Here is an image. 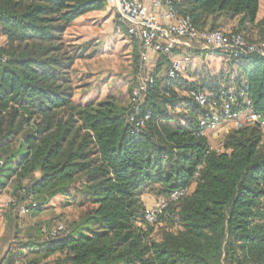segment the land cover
Wrapping results in <instances>:
<instances>
[{
  "label": "trees",
  "instance_id": "trees-1",
  "mask_svg": "<svg viewBox=\"0 0 264 264\" xmlns=\"http://www.w3.org/2000/svg\"><path fill=\"white\" fill-rule=\"evenodd\" d=\"M260 1L173 5L200 30L236 20L232 32L264 44ZM106 2L0 0V191L13 183L10 204L20 214H39L71 189L89 205L68 233L50 235L59 223L28 231L1 264H264V124L233 128L224 149L211 150L198 130L203 108L191 96L232 84L239 109L247 97L264 121V56L227 59L237 64L234 79L204 71L191 81L156 77L141 105L140 117L151 116L137 129L130 102L74 99V65L84 49L65 33ZM254 29L260 43L245 34ZM160 57L158 68L169 64ZM180 189L185 195L155 224L145 222L143 195L158 200Z\"/></svg>",
  "mask_w": 264,
  "mask_h": 264
},
{
  "label": "rangeland",
  "instance_id": "rangeland-1",
  "mask_svg": "<svg viewBox=\"0 0 264 264\" xmlns=\"http://www.w3.org/2000/svg\"><path fill=\"white\" fill-rule=\"evenodd\" d=\"M263 15L264 0H261L258 19ZM119 23L117 12L106 7L104 11L86 14L66 31V40L82 45L84 49V56L74 65L76 101L85 103L93 99L115 96L120 102L128 105L131 89L145 72H150L148 68L152 63H142L141 58L137 57L141 51L139 40L129 35L126 25ZM235 24L236 20H229L222 30L232 31ZM245 34L250 41L261 42L257 29ZM3 45L4 39L0 37V47ZM191 59L189 66L184 67L186 75L204 71L211 75L224 73L226 78H235L237 64L218 55L216 51L193 54ZM192 78L195 79V75ZM234 127L233 122H227L224 126L229 130ZM222 133L219 134L220 137ZM69 193V196L59 195L52 199L39 214H20L17 208L10 204L14 194L13 183L0 191V264L8 250L17 247L26 239L27 232L37 226L51 227L62 223L66 228L65 233L71 230L72 224L80 220L89 205L75 189H71ZM156 200L147 201L146 206L153 205ZM10 211L11 215L8 217ZM164 226L165 222L162 221L154 225L155 238H159L160 229ZM58 257L59 255H54L47 261L55 262Z\"/></svg>",
  "mask_w": 264,
  "mask_h": 264
},
{
  "label": "built area",
  "instance_id": "built-area-1",
  "mask_svg": "<svg viewBox=\"0 0 264 264\" xmlns=\"http://www.w3.org/2000/svg\"><path fill=\"white\" fill-rule=\"evenodd\" d=\"M106 7L115 10L119 22L127 26L130 36L139 40L142 63L149 61L150 54L171 57L177 49L182 47L193 49L196 46L203 50L216 51L225 59H242L253 53L264 56V44L251 43L241 33L196 28L189 16L178 12L173 0H148L147 3L142 0H107ZM169 61L166 77L175 79L182 76L184 64L190 62V57L171 58ZM156 77L158 76L154 72H145L132 90L130 97L132 113L129 120L137 129L151 116V112H148L140 117L141 105L154 85ZM191 96L203 108L198 130L200 135L208 138L211 150L220 152L224 149V139L230 131L224 128L227 122H233L234 128L256 121L264 124L261 116L252 109L251 101L247 97L244 99L246 107L239 109L236 87L232 84L220 87L217 93L198 90L193 91ZM185 193L183 189L176 190L169 197L160 198L153 205L146 206L145 222L155 224L169 205L178 201ZM27 211L26 206H21L22 213ZM63 229L64 225L59 223L52 229L50 235L57 236Z\"/></svg>",
  "mask_w": 264,
  "mask_h": 264
},
{
  "label": "crops",
  "instance_id": "crops-1",
  "mask_svg": "<svg viewBox=\"0 0 264 264\" xmlns=\"http://www.w3.org/2000/svg\"><path fill=\"white\" fill-rule=\"evenodd\" d=\"M144 3H147L148 2V0H142ZM177 1H179V0H177ZM101 11H104V10H101ZM94 12H97V11H94ZM83 17V16H82ZM81 18V17H80ZM80 18H78L77 20H79ZM224 27H226V26H224ZM223 27V28H224ZM208 50H203L202 48H200L199 46H196L195 48H193V49H190V48H185V47H182V48H180V49H177L176 51H175V53L171 56V57H168V59L170 60L171 58H183V57H185V56H189L190 57V62L189 63H186V64H184V67L185 66H189V64L192 62V59H191V56L193 55V54H199V53H203V52H207ZM191 55V56H190ZM161 59V57H160V55H155V54H150V59H149V61L147 62V63H149V62H151L152 63V65L148 68L151 72H155V70L158 68V64H159V60ZM170 62V61H169ZM154 63V64H153ZM167 66H168V64H166V65H162L160 68H158L159 70L157 71V76H166V70H167ZM184 70H186V69H184ZM187 72V71H186ZM186 72H185V74H184V72H183V74H182V76L184 77V78H187L188 80H194V78H192L193 76H191V72L188 74V75H186ZM154 197H152L151 195H149V194H145V195H143V200H144V202L146 203L147 201H154Z\"/></svg>",
  "mask_w": 264,
  "mask_h": 264
},
{
  "label": "water",
  "instance_id": "water-1",
  "mask_svg": "<svg viewBox=\"0 0 264 264\" xmlns=\"http://www.w3.org/2000/svg\"><path fill=\"white\" fill-rule=\"evenodd\" d=\"M261 121H263V119H261Z\"/></svg>",
  "mask_w": 264,
  "mask_h": 264
}]
</instances>
